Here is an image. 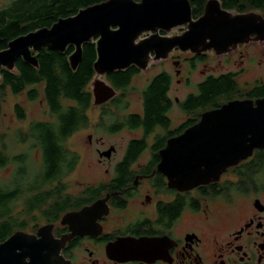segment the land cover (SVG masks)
<instances>
[{
    "label": "flooded vegetation",
    "instance_id": "af4514ba",
    "mask_svg": "<svg viewBox=\"0 0 264 264\" xmlns=\"http://www.w3.org/2000/svg\"><path fill=\"white\" fill-rule=\"evenodd\" d=\"M230 12H254L264 17L260 10ZM193 18L198 19L194 15ZM183 27L186 31L187 25ZM153 61L163 65L171 62L176 84L194 90L184 98H173L172 74L167 70L156 74L166 73L170 79L167 97L171 106L166 112L169 126L158 125L148 136L142 126H127L128 116L133 115L125 113L128 104L124 103L127 107L124 108L111 105V100L100 106L93 103L100 109V118L107 112V119L111 117L112 121L122 123L121 130L112 134L129 130L142 135L130 136L122 149L117 143L107 144L103 138L97 139V143L100 141L106 147L95 151L98 155L95 165L104 171L102 181L82 184L70 192L69 185L62 181V197L68 199V209L58 213L56 221L42 226L53 224L56 239L62 240L72 233L69 224H62L63 218L90 208L84 216L88 232L76 234L61 251L69 264H264V166H247L264 149H255L250 158L227 168L219 180L192 189L186 188L185 168L178 187L170 184L173 179L172 184L176 185L178 179H170L162 171L164 168H159L163 160L161 151L169 140L197 125L204 113L219 110L232 101L264 98V39L252 35L248 42L223 53L210 50L193 54L176 48L167 58ZM198 67H202L203 80L193 86L191 76ZM138 70L137 75L142 72ZM209 88L217 91L210 95L209 104L195 110L185 108L191 98H205ZM175 106L186 117L178 126H174L171 117ZM135 115L142 116L143 112ZM144 139L146 148L136 156L132 143ZM89 141L92 143L91 135ZM159 141L164 144L155 150ZM69 150L79 160L65 178L81 163V156L70 147ZM109 150L112 151L108 153ZM172 164L182 165V162ZM170 169L179 171L180 167ZM107 196L108 208L95 206Z\"/></svg>",
    "mask_w": 264,
    "mask_h": 264
},
{
    "label": "water",
    "instance_id": "95a60500",
    "mask_svg": "<svg viewBox=\"0 0 264 264\" xmlns=\"http://www.w3.org/2000/svg\"><path fill=\"white\" fill-rule=\"evenodd\" d=\"M185 25L187 29L180 35L160 34ZM144 34L148 35L142 37ZM252 35L264 39V17L254 12L234 14L223 9L219 0H208L198 19L193 18L189 0H107L60 19L50 28L11 41L0 51V73L3 69L15 70L20 58L37 67L38 59L33 53L45 48L64 53L70 45L75 51L69 62L76 70L83 59V46L94 38V69L96 76L101 77L133 66L145 71L152 59H165L176 48L193 54L210 50L223 53L248 42ZM92 85L94 105H103L117 95L116 89L103 80L97 79ZM255 149H264V98L236 100L204 113L197 125L169 140L161 151L159 168H167L165 174L178 179L176 185L170 180L176 187L185 168L186 188L192 189L219 180L227 168L250 158ZM177 161L182 165L172 164ZM179 167V171L170 169ZM108 200L109 196L95 206L108 208ZM89 210L63 218L62 224H69L72 233L62 240L56 239L53 224L40 227L36 233L16 231L0 243V264H69L61 251L76 234L88 232L84 216Z\"/></svg>",
    "mask_w": 264,
    "mask_h": 264
},
{
    "label": "trees",
    "instance_id": "16d2710c",
    "mask_svg": "<svg viewBox=\"0 0 264 264\" xmlns=\"http://www.w3.org/2000/svg\"><path fill=\"white\" fill-rule=\"evenodd\" d=\"M105 1L107 0H10L0 9V51L5 50L11 41L20 36L50 28L60 19L75 16L80 10ZM189 1L193 7V15L198 18L207 0ZM220 1L226 10H260L264 14V0ZM96 41L94 39L83 46V59L76 70L72 69L69 62L75 47L69 46L64 53L48 48L33 53L38 59L37 67L20 58L15 70L3 69L0 73V121L9 93L15 96L25 94L32 102L41 100L51 116L50 120L32 121L24 133L18 132V142L28 146L27 150L18 155L8 154L5 135L0 133V171L13 167L15 174L12 183L0 185V243L16 231L36 233L42 224L56 221L58 213L68 209V199L62 197V181L79 158L70 152L67 142L72 135L90 125L88 111L93 105V97L89 86L96 75ZM138 71L133 66L107 76L110 84L119 92L111 100V105H121L124 108L129 106L125 107L126 91ZM169 88L170 79L166 73L154 76L142 94L143 115L128 116L127 126H142L145 136L150 135L158 125L167 128L169 122L166 112L171 106L167 97ZM216 93L217 91L209 88L205 98H191L185 108L195 110L204 107L212 101L210 95ZM14 113L19 121L27 118L26 111L20 104L14 106ZM108 115L107 112L103 113L100 126L106 123ZM122 126V123L114 119L107 128L115 133ZM163 144L164 141H159L155 150ZM132 146L137 156L146 148L145 139L133 142ZM34 151L41 160L35 165L36 172H33L35 167L32 163ZM258 154L247 166H264V152ZM21 200L23 212L18 213V202Z\"/></svg>",
    "mask_w": 264,
    "mask_h": 264
},
{
    "label": "rangeland",
    "instance_id": "374dc122",
    "mask_svg": "<svg viewBox=\"0 0 264 264\" xmlns=\"http://www.w3.org/2000/svg\"><path fill=\"white\" fill-rule=\"evenodd\" d=\"M10 0H0V9L6 5ZM185 31L183 27H177L170 32H160V34H164L167 36H174L182 34ZM147 35V34H146ZM145 34L142 37L146 36ZM162 70H167L172 74L173 77V86L171 91V97L178 96L180 98H184L187 92L193 91L194 89L186 88L184 86H178L176 84V75L174 73L175 68L173 67L171 62H165L163 65L158 61H151L147 70L143 71L137 75L130 86V88L126 91L125 102L129 105L126 114H142L143 112V91L146 86L150 83L152 78L160 73ZM202 67H198V69L191 76L192 81L194 82L192 85L195 86L196 83L203 80L200 71ZM103 80L107 84L111 85L108 81L107 76L98 77L95 75L93 81L89 86L90 92L93 90V82L95 80ZM119 94V93H117ZM94 103V102H93ZM16 104H20L26 111L27 118L25 121H19L14 113V106ZM123 107V106H122ZM110 108V107H109ZM108 108V109H109ZM119 112L120 111H116ZM112 114V111H110ZM90 118V125L87 129L76 133L72 136L69 141V147L76 151L81 156V163L78 166L77 170L69 177L65 178L63 181L66 185H69V192L74 188L80 187L82 184L87 183H96L98 181H102V177L104 175V171L99 169L95 163L97 161L98 155L95 153L96 149H104L105 146L100 143H97V139L103 138V140L107 144L117 143L120 149L124 145V142L130 136L139 137L142 135L141 132H134L125 130L120 134H112L108 132V125H111L112 118L109 117L106 119V123L104 125L99 126L100 124V109L92 105L88 112ZM171 117L173 120L174 126H178L183 120L186 119L185 115H183L180 109L175 106L173 112L171 113ZM51 116L47 106L39 101H29L25 94L13 95L9 93L6 98V103L4 104L3 116L0 121V133L5 135V143L6 148L9 155H18L23 153L28 149L27 145H23L18 142V132H25L28 128V125L32 121H46L50 120ZM103 128V129H102ZM92 136V143L89 141V136ZM124 137V138H121ZM32 163L35 168H33V172H36V166L40 163V157L37 152L32 153ZM15 178L13 167H8L0 171V185L3 183H12ZM18 213L23 212V200L18 202ZM43 225V224H42Z\"/></svg>",
    "mask_w": 264,
    "mask_h": 264
},
{
    "label": "bare ground",
    "instance_id": "6f19581e",
    "mask_svg": "<svg viewBox=\"0 0 264 264\" xmlns=\"http://www.w3.org/2000/svg\"><path fill=\"white\" fill-rule=\"evenodd\" d=\"M57 23V22H56ZM146 35V34H145ZM174 150V149H173ZM171 153H172V151H171ZM170 153V154H171ZM170 154H169V156H170ZM165 155H166V152L163 154V157H165ZM169 156H168V158H169ZM168 158H167V160H166V163H167V161H168ZM163 170H167L166 168H164Z\"/></svg>",
    "mask_w": 264,
    "mask_h": 264
}]
</instances>
